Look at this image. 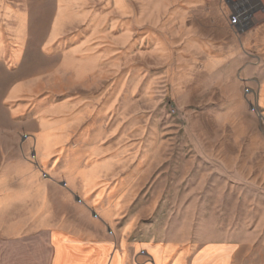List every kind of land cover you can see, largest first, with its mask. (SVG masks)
I'll return each instance as SVG.
<instances>
[{
	"label": "rangeland",
	"instance_id": "1",
	"mask_svg": "<svg viewBox=\"0 0 264 264\" xmlns=\"http://www.w3.org/2000/svg\"><path fill=\"white\" fill-rule=\"evenodd\" d=\"M86 116L129 168L78 189ZM34 171L133 242L264 241V0H0V196Z\"/></svg>",
	"mask_w": 264,
	"mask_h": 264
},
{
	"label": "crops",
	"instance_id": "2",
	"mask_svg": "<svg viewBox=\"0 0 264 264\" xmlns=\"http://www.w3.org/2000/svg\"><path fill=\"white\" fill-rule=\"evenodd\" d=\"M77 91L84 97V94L95 93L96 88L81 84ZM86 104H90L91 110L96 109L95 102ZM87 116L78 118L76 123V136L82 133L84 149H70L65 160L71 164L69 157L84 159L82 168L76 172L81 184L75 185L78 189L92 186L99 174H107L111 181L115 173H126L129 168L127 162L116 165V152L102 143L114 139L112 129L105 128L99 118L90 122ZM89 125L93 127L87 129ZM88 158L100 165L86 168ZM32 173L29 190L20 191L10 186L7 194L0 196L1 203L19 206L14 216L3 219L6 223L0 228V252L6 248L13 264H26L24 253L28 255L29 264H264V241L239 246L222 241L199 246L133 242L127 234H117L111 228L109 214L106 218L90 215L87 208L78 209L82 204L72 205V201H66L70 199L54 196V191H60L65 183L48 185L35 171ZM79 201L77 198L76 202ZM0 211L6 212V209Z\"/></svg>",
	"mask_w": 264,
	"mask_h": 264
},
{
	"label": "built area",
	"instance_id": "3",
	"mask_svg": "<svg viewBox=\"0 0 264 264\" xmlns=\"http://www.w3.org/2000/svg\"><path fill=\"white\" fill-rule=\"evenodd\" d=\"M243 18H244V15H241L239 13H235L230 20V24L233 27H241V26H243Z\"/></svg>",
	"mask_w": 264,
	"mask_h": 264
},
{
	"label": "bare ground",
	"instance_id": "4",
	"mask_svg": "<svg viewBox=\"0 0 264 264\" xmlns=\"http://www.w3.org/2000/svg\"><path fill=\"white\" fill-rule=\"evenodd\" d=\"M237 5L240 6V4H237ZM248 21H250V16L249 14H245L243 18V25L247 24Z\"/></svg>",
	"mask_w": 264,
	"mask_h": 264
},
{
	"label": "water",
	"instance_id": "5",
	"mask_svg": "<svg viewBox=\"0 0 264 264\" xmlns=\"http://www.w3.org/2000/svg\"><path fill=\"white\" fill-rule=\"evenodd\" d=\"M63 185H65V184H63Z\"/></svg>",
	"mask_w": 264,
	"mask_h": 264
}]
</instances>
